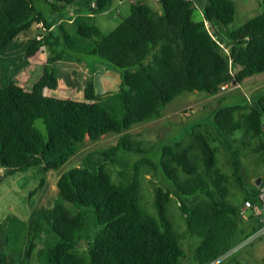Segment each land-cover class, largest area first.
Masks as SVG:
<instances>
[{
  "label": "trees",
  "instance_id": "obj_1",
  "mask_svg": "<svg viewBox=\"0 0 264 264\" xmlns=\"http://www.w3.org/2000/svg\"><path fill=\"white\" fill-rule=\"evenodd\" d=\"M46 1L54 9L74 12L64 14L65 20L52 29L57 19L46 17L35 0H0V55L21 36L29 37L26 57L42 45L47 52L43 71L31 87L17 81L0 85V185L15 171L60 169L87 136L99 140L118 134L114 154L149 151L154 143L132 139L129 130L163 116L178 95H217L225 83H242L264 73V10L231 29L234 0H207L201 19L195 17L194 0H157L159 7L139 0L108 32L93 23L91 15L109 10L114 0ZM67 19L77 23L75 31L83 40L72 43L71 49L98 55L118 68L117 89L97 91L89 76L84 99L45 93L59 86L61 75L52 63L67 51L56 48L61 40L54 32L65 31ZM38 21L47 29L44 39L33 35ZM244 138L255 140L252 149L261 152L264 161V95L222 102L214 109L211 129L198 122L188 135L165 142L157 165L150 158L136 159L128 181H116L106 160L64 170L57 180L60 199L30 214L18 264H183L184 241L194 235L195 263L214 260L257 227L251 217L240 214L244 201L255 199L257 190L255 182L249 187L243 182L240 150L233 149L235 142L246 145ZM223 149L230 153L231 173L220 165ZM146 163L155 165L169 184L155 188L154 212L143 205ZM231 186L244 191L241 205L229 198ZM173 195L185 219L183 230L169 217ZM82 238L88 243L84 253L78 247ZM8 263L7 254L0 251V264ZM223 264L257 263L233 254Z\"/></svg>",
  "mask_w": 264,
  "mask_h": 264
},
{
  "label": "rangeland",
  "instance_id": "obj_2",
  "mask_svg": "<svg viewBox=\"0 0 264 264\" xmlns=\"http://www.w3.org/2000/svg\"><path fill=\"white\" fill-rule=\"evenodd\" d=\"M137 1L139 0H114L109 10L91 15V20L103 31H111L124 17L129 15L131 3ZM144 1L159 7L157 0ZM234 1L236 3V13L234 20L229 23V28L231 29L238 28L248 19L264 10V0ZM194 2L195 17L201 19L203 18V9L207 0H194ZM35 5L48 18H51L57 10L65 12L64 14L66 15L70 14V9L57 7L56 10L46 0H35ZM64 25L66 27L65 31L58 29L54 32L55 35H60L61 40V44L55 47L67 51L64 57H75L80 52L71 49V44L83 43L82 37L75 31L77 23L67 19ZM40 30L42 28L36 24L33 30L34 36H37ZM46 33H48L47 29ZM22 37L20 38L22 39ZM20 38L19 41H21ZM9 47L0 55V85L17 81L31 87L41 75L43 67L39 69L36 64L22 63L23 57L18 55L17 44L12 46L14 48L13 52ZM227 48L228 45H225L224 49L227 50ZM53 55H56V53ZM87 59L90 61V64H94L92 66H97V62L101 63L103 61L98 55H87ZM56 62L58 60H54L52 66L54 65L57 70ZM108 68L111 69V72L108 74V86L110 89H117L120 85V70L110 65ZM106 72L108 71L102 70L101 73L104 74ZM89 73L91 71H88L86 77L89 76ZM74 74L76 76L74 77L75 82L73 85L67 84V81L61 78V85L58 88H46L45 93L59 97L84 99L83 83L85 78H83L79 71L74 70ZM94 80L97 91L109 89L104 82L98 81L96 75H94ZM261 95H264V73L248 77L240 86L219 92L217 95H207L202 91H186L167 104L163 116L151 122L135 125L129 130L132 139L143 141L144 144L154 143V147L149 151L138 153L115 151L116 153L114 154L111 148L117 144L118 134L110 133L102 136L99 140H92L87 136L86 140L78 147L76 153L60 169L44 172L37 168H31L25 172L15 171L6 176L0 185V251L7 254L8 264H18L24 253L28 237L29 217L33 209L38 206H52L56 200L60 199L61 195L57 188V180L64 170L78 165L92 167L96 165L98 160H106L108 162V170L116 181H128L136 159L140 157L150 158L157 165L162 144L188 135L193 125L198 122L207 124L211 129L213 127L214 109L219 104H222V102L230 104L239 101L255 100ZM212 133L217 136L214 131ZM210 137L212 138L213 136ZM243 141L246 145L235 142L233 143V149L240 150V173L243 182L249 187L252 182L258 181L260 174L264 173V161L262 160V153L253 151L252 149L255 140H252L253 142L251 143L249 139L244 138ZM229 156L228 150L226 152L223 149L219 153V161L223 169L231 173L232 166L228 163ZM142 181L143 193L145 195L143 205L148 210L154 212L152 202L155 188L157 186L167 188L169 185L168 181L160 170L156 169L155 165L147 163L142 167ZM244 194L243 190L234 186L230 187L229 198L234 203L241 205ZM169 217L174 221L177 230L185 228V219L180 210L177 197L174 195L172 201L169 203ZM95 228V223L92 220L91 230L93 233L97 230ZM46 240L47 238L45 237L40 243H45ZM197 240L198 237L194 235L189 236L184 241L186 257L183 259V264H196L194 261V245ZM78 247L80 252L84 253L88 247L87 240L85 238L80 239ZM246 251L253 252L259 256L260 263H254L264 264V259H262L264 258V236L253 240L248 245L237 250L234 256L247 260L244 254ZM219 264H223V261Z\"/></svg>",
  "mask_w": 264,
  "mask_h": 264
},
{
  "label": "crops",
  "instance_id": "obj_3",
  "mask_svg": "<svg viewBox=\"0 0 264 264\" xmlns=\"http://www.w3.org/2000/svg\"><path fill=\"white\" fill-rule=\"evenodd\" d=\"M57 10V9H56ZM70 11H74L73 8L70 9ZM63 11H59L57 10L55 13H53L51 18H55L57 19V21H55L54 25L51 27L52 29H56L57 25L60 22H63L65 19H63L62 17L64 16ZM37 32V30H36ZM34 35V34H33ZM25 37V38H23ZM21 41H19V39H17L15 42H13L9 49L12 51L14 50V48L12 47L14 44H17L18 46V55H21L23 57V61L22 63H26V64H31V65H38V68L41 69L44 64L46 63L47 60V52L46 49H38L36 52H34L32 55L26 57V49L28 48L29 45V37L28 36H23ZM13 52V51H12ZM80 52V51H79ZM87 55H94V54H86L83 52H80L79 54H77V56L75 55V57H63L62 59L58 60L57 63V71L58 73L61 75V78H63L64 80H70L71 82H75V74H74V70L81 72V75L83 76V78H87L89 76H93L96 75L98 81L104 82V84H106V86L110 89V87L108 86V74L111 72V69L108 68L109 64H107L104 60L100 62H97L96 65L97 66H92L94 64H90V61L87 59ZM91 69L93 70V72L89 73V76L86 77V75L88 74V71H91ZM102 70H107L108 72L102 74ZM61 78L59 79V86L61 85ZM95 81V80H94ZM69 84V83H67ZM58 86V87H59ZM83 88H84V83H83ZM106 90V89H105ZM246 255L247 260L252 261V262H257L260 263L259 261V256H257L255 253L253 252H249L246 251V253H244ZM264 259V258H262Z\"/></svg>",
  "mask_w": 264,
  "mask_h": 264
},
{
  "label": "built area",
  "instance_id": "obj_4",
  "mask_svg": "<svg viewBox=\"0 0 264 264\" xmlns=\"http://www.w3.org/2000/svg\"><path fill=\"white\" fill-rule=\"evenodd\" d=\"M36 24L38 27L42 28V30L38 32L36 37L38 39H44L46 33L44 22L38 21ZM206 25L209 29L211 28V24L209 21H206ZM41 48L45 49V45H42ZM240 85L241 83H235V81L225 83L221 86V92ZM259 176H261L262 179L260 183L255 182L257 187L256 198L246 199L240 208V214L245 218L251 217L257 227L234 247L222 253L217 258L206 264H219L225 259L232 256L237 250L251 243L253 240L264 236V173Z\"/></svg>",
  "mask_w": 264,
  "mask_h": 264
},
{
  "label": "water",
  "instance_id": "obj_5",
  "mask_svg": "<svg viewBox=\"0 0 264 264\" xmlns=\"http://www.w3.org/2000/svg\"><path fill=\"white\" fill-rule=\"evenodd\" d=\"M261 179H262L261 176H259L258 181L256 180L255 182L260 183Z\"/></svg>",
  "mask_w": 264,
  "mask_h": 264
},
{
  "label": "flooded vegetation",
  "instance_id": "obj_6",
  "mask_svg": "<svg viewBox=\"0 0 264 264\" xmlns=\"http://www.w3.org/2000/svg\"><path fill=\"white\" fill-rule=\"evenodd\" d=\"M261 175V174H260Z\"/></svg>",
  "mask_w": 264,
  "mask_h": 264
}]
</instances>
